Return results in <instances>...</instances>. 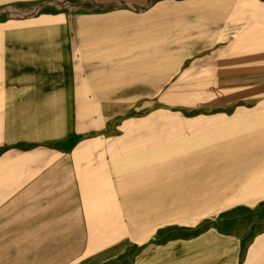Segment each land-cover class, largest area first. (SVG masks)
I'll return each instance as SVG.
<instances>
[{"label":"crops","instance_id":"crops-1","mask_svg":"<svg viewBox=\"0 0 264 264\" xmlns=\"http://www.w3.org/2000/svg\"><path fill=\"white\" fill-rule=\"evenodd\" d=\"M153 1L0 0V231L21 262L264 264V0L161 1L198 38L161 98L195 112L126 121Z\"/></svg>","mask_w":264,"mask_h":264},{"label":"rangeland","instance_id":"rangeland-1","mask_svg":"<svg viewBox=\"0 0 264 264\" xmlns=\"http://www.w3.org/2000/svg\"><path fill=\"white\" fill-rule=\"evenodd\" d=\"M161 1L164 0H155L138 11L143 14L145 20L142 21L140 28L136 27V30L138 29L136 36L127 40V45H132L127 47V50L130 48L132 50L126 54L125 102L124 107L119 112L117 110L115 112L116 116L119 113V117H125L126 121L145 116L152 110L160 111L165 108H172L179 118L183 110L185 114L190 115L195 112L181 105L167 106L165 99L161 98L165 90L177 80L185 66L171 65L172 60L183 52L195 48V46H189L193 45L191 44L193 41L198 40L195 37L191 38L188 34L190 29H196V25L191 27L187 20H183L184 18L182 19L172 10L175 8H167L165 4H160ZM151 9L155 12L152 16H150L151 12L149 13ZM129 40L132 43H129ZM120 104L122 106L123 103ZM176 118L178 117H175L174 121H177ZM5 239L6 231H0L2 244L0 245V264H28L19 260L22 247L14 246L11 253L12 248L6 246ZM69 249V247H62L61 260L53 259V255L49 258L50 255H47L46 261L30 262V264H70L66 262L71 255ZM49 250L51 247L47 246V252ZM12 255L17 260H13Z\"/></svg>","mask_w":264,"mask_h":264}]
</instances>
